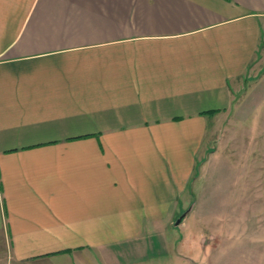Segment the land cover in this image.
I'll use <instances>...</instances> for the list:
<instances>
[{"label":"crops","instance_id":"0c3cea01","mask_svg":"<svg viewBox=\"0 0 264 264\" xmlns=\"http://www.w3.org/2000/svg\"><path fill=\"white\" fill-rule=\"evenodd\" d=\"M263 86L264 0H0V264H244L174 226Z\"/></svg>","mask_w":264,"mask_h":264},{"label":"rangeland","instance_id":"374dc122","mask_svg":"<svg viewBox=\"0 0 264 264\" xmlns=\"http://www.w3.org/2000/svg\"><path fill=\"white\" fill-rule=\"evenodd\" d=\"M246 85L245 82L240 90L239 102L245 97ZM260 92L264 94V86ZM260 104L257 112L263 117L264 104ZM246 114V109H239L232 116L228 110L222 126L210 127L206 153L197 156L190 179L192 210L180 225L174 226L205 232L207 245L215 249L222 241L229 249L227 245L233 241L230 235H237L240 251H244L239 255L244 264L248 241H255V246L264 245V126L255 125L254 114L249 118Z\"/></svg>","mask_w":264,"mask_h":264},{"label":"water","instance_id":"95a60500","mask_svg":"<svg viewBox=\"0 0 264 264\" xmlns=\"http://www.w3.org/2000/svg\"><path fill=\"white\" fill-rule=\"evenodd\" d=\"M184 216H185V213L180 214V216L177 217V219L175 220V224H179L182 221Z\"/></svg>","mask_w":264,"mask_h":264}]
</instances>
